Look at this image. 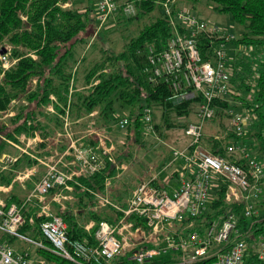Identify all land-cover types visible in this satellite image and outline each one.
Returning <instances> with one entry per match:
<instances>
[{
	"label": "built area",
	"instance_id": "2783aa9c",
	"mask_svg": "<svg viewBox=\"0 0 264 264\" xmlns=\"http://www.w3.org/2000/svg\"><path fill=\"white\" fill-rule=\"evenodd\" d=\"M174 1L159 3L162 14L168 17L172 27L165 45L157 49L147 44L136 49V54L143 59L142 71L150 84L163 83L175 104L189 101L197 105L195 121L188 122L184 129L189 143L182 148L171 147L170 160L161 169L169 174L163 179L156 174L140 181L122 203L111 197V179L105 178L103 191L93 193L94 207L107 208L110 218L97 225L89 221L84 226L87 232L93 230L96 244L70 242L68 224L53 212L51 204L55 202L64 208V200H73L71 194L65 193L72 191L71 182L81 175L98 172L112 147H107L108 138L103 131H93L97 143L86 146H79L66 133L69 143L63 156H70L69 162L63 163L62 168L56 163L46 164L45 172L21 205L7 204L0 198V264L57 263L41 256L34 259L28 249H16L9 239L26 242L78 264H242L250 242L259 259L264 260V226L260 233L255 232L258 219L249 225H240L239 216L229 207L219 217L200 222L222 186L225 202L242 205L240 215L243 218L257 216L256 203L264 196L261 188L264 168L249 153L244 141L249 116L238 111L226 110L229 132L238 139L226 143L223 148L225 153L243 159L244 166L202 146L205 127L217 109L215 102L223 100L229 92L233 70L229 64L233 58L228 55L226 45L235 37L192 12L173 7ZM119 11L127 16L136 12L131 2L96 0L99 27ZM202 34L209 36L207 57H203L198 47ZM235 48L240 51L241 46ZM3 49L2 53L0 49V63L2 69L7 70L16 59L10 56L9 46ZM50 99L47 110L55 113L52 103L55 99L53 96ZM11 110L5 115L13 116ZM62 119L66 129L67 112ZM141 121L143 135L153 134L149 108L142 109ZM129 122L128 118H120L117 126L125 129ZM214 137L221 139L224 135L215 134ZM21 138L24 140V135ZM11 144L17 147L13 142ZM12 161L13 157H4V162ZM172 178L176 180L175 184L170 183ZM54 188L58 191L50 195ZM24 205L36 208L28 219L22 214ZM36 217L42 218L39 229L48 244L20 232L26 220L33 225ZM160 256H166V259L156 261Z\"/></svg>",
	"mask_w": 264,
	"mask_h": 264
},
{
	"label": "trees",
	"instance_id": "16d2710c",
	"mask_svg": "<svg viewBox=\"0 0 264 264\" xmlns=\"http://www.w3.org/2000/svg\"><path fill=\"white\" fill-rule=\"evenodd\" d=\"M161 1H122L131 2L136 12L133 16H127L121 11L116 13L114 27L116 24L128 26L133 22L140 26L143 21L137 31L138 34L131 37L119 53H107L101 59H91V63H87L86 55H77V49L87 46L86 31L97 22L94 13L90 16L93 12L90 7L79 11L72 5L65 6L70 0H0V49L8 45L10 56L16 59L7 70H3L0 63V117L3 111L9 109L15 111L7 122L0 121V158L11 148L7 140L15 141L16 135L20 133L32 136L34 132H38L42 138L41 146H45L46 140L53 139L52 137L62 131V116L66 115V112L72 121L96 112V120L106 123L108 116L114 111L115 100L130 105L139 103V113L129 119L130 122L125 128L127 138L131 139L130 143L141 145L143 142V127L140 119L143 108L156 111L161 124L165 127L185 129L187 123L175 122L172 116H188L194 104L189 101L175 104L171 93L163 83L150 84L142 71L143 59L136 54V49L147 44L157 49L163 47L171 35L172 27L168 17L162 14L159 4ZM183 1L185 4H195L200 0H175L173 7L182 8L183 5L180 6L178 3ZM210 1L215 4L216 11L230 14L234 22L243 28L241 36L231 43L235 47L251 48V52L255 54L253 82L248 83L235 72L233 67L230 84H235L237 80L241 82L238 89L230 94L233 100L239 101L237 103L241 104L243 111L253 120L251 126L257 128L255 133L246 128L244 141L249 149H254L256 155L253 157L258 159L264 157V0ZM96 26L97 30L103 27V25ZM208 45L209 36L200 35L198 47L203 57L208 55L206 52ZM74 63H81L80 69L74 66ZM247 69L249 72L252 71L249 67ZM243 92H246V95H242ZM50 96L55 99L52 102L55 113L46 114L45 109L51 103ZM215 104L217 107L215 115L207 124L219 123L215 122L216 117L225 116V108L232 103L224 98L216 101ZM154 127L158 128L156 124ZM237 139L231 133L222 139L204 134L202 142H205L211 153L244 166L243 159L235 154L225 153L223 148L226 143ZM66 147L67 145L61 144L60 152ZM128 152L126 155L123 153L118 155L117 160L120 162L131 158L132 153ZM36 164L35 159L22 154L9 164L7 170L0 171V184H11L16 178L17 171H25ZM111 164L112 162L105 158L104 166L98 172L74 178L71 182L72 191H65L74 199L64 200V208L53 203V212L62 216L68 224L67 233L70 242L79 241L87 245H95L93 230L87 232L84 226L89 221L97 225L101 220H109L110 211L107 208L95 209L93 193L103 191L105 178H111L116 173ZM57 191L58 188L52 189L50 195ZM110 194L112 198L115 197L112 192ZM223 195L222 186L211 202L209 212L201 217L200 222L217 218L224 210L231 207L239 216L240 225H249L258 219L259 221L255 223L258 226L255 232L262 231L264 197L256 203L259 214L245 219L240 215L242 205L225 202ZM115 200L122 203L120 196ZM10 203L21 205L23 200L11 195L7 199V204ZM35 209L31 205H24L22 214L28 219L30 215H34ZM41 220L42 218L36 217L33 225L26 220L20 232L35 239H42L48 244L40 233ZM15 240L17 239H9L8 242L14 245ZM34 250L37 257L46 256L48 260L50 258L55 260L56 264H78L40 248ZM165 259L166 256H160L156 261ZM242 264H264V260L259 259L257 251L248 249Z\"/></svg>",
	"mask_w": 264,
	"mask_h": 264
},
{
	"label": "rangeland",
	"instance_id": "374dc122",
	"mask_svg": "<svg viewBox=\"0 0 264 264\" xmlns=\"http://www.w3.org/2000/svg\"><path fill=\"white\" fill-rule=\"evenodd\" d=\"M70 1L72 3V7L78 9L79 11H82V8L79 6L80 4L78 2H75L74 0ZM69 4H65V6H69ZM178 4L180 6L183 5L182 8L184 10L196 14L199 18L205 20L206 22L215 24L218 27L224 29L228 33L232 34L235 39L239 38L243 32V28L234 22L230 14L220 13L216 11L214 9L215 4L210 0H200L195 4H185V2L183 1ZM90 16H93V12L90 13ZM106 23L99 30L95 28L96 25L99 27V23L96 22V25H94L93 23L94 27L93 25H91L90 28L86 31V34L84 33L85 38H88V43L87 46L84 45V48L79 47V49H77V55H86L87 63H91V59L99 60L102 56L107 53L117 54L121 50H123L125 44L130 40V38L138 34L137 31L143 24V21L140 23V26L133 22L128 26L116 24L115 27H109L108 25L110 24V22H108L107 24ZM107 26L108 28H104ZM100 32L101 34H99ZM234 46L235 45H233L232 43L226 45L228 55L233 58V60L230 61L229 65L232 67V69L234 67L235 72L239 73L244 79H246L248 83H252V77L254 75L253 67L255 65V54L251 52V48L245 49V47L241 46L240 51H238ZM242 62H245V64ZM73 65L78 67V69H80L81 67V63H74ZM248 67L252 71L249 72L247 69ZM240 82V80H237L236 83L233 85L229 83V92L227 93L225 98L232 103L228 107L229 109L238 111L246 115L245 111H243L241 104L237 103L239 101L233 100L230 94V92H233L238 89V86H240ZM242 95H246V92H243ZM22 103L25 104V102ZM235 104L237 105L235 106ZM113 107L114 111L108 116L106 123L101 120L98 121V119L96 120V112H93L92 114L85 116L79 120L72 121L69 119L68 126L66 129L64 127V119H62L63 129L62 131L57 133L56 136L52 137V146L48 147L47 150L50 152L49 155L46 154V158H43V155L40 159H38V161L36 160L37 164L33 167L35 170L33 174L35 176H31L27 179L28 183L26 185V194L24 197H26V195L33 188L35 182L45 172L47 168L46 164L56 163L58 168H62L63 163H67L71 160V157H62L59 151V147L61 144L68 145L69 143V139L66 136V133H68L79 146H86L88 144L95 145L97 143V140L94 138V134L92 133L93 131H103L105 133V136L108 138L106 145L107 147H112L107 159L112 162L111 165L116 170V173L110 178L111 183L109 185V193L112 192V194L115 196L113 198L114 200L117 196H120L122 198V201H124L129 197L132 189L140 181L147 180L152 175L159 174L161 179L167 177L169 172L161 171V167L166 161L170 160V151L168 145H170V147L178 148L186 146L189 143V137L185 136L184 129L182 127H165L161 124V120H159L158 113L153 110L151 111L152 123H154L153 126L156 124L158 128L156 129L154 127L153 134L144 136V138H142V144L136 145L135 143H130L131 139L127 138L125 134L126 130L120 129L117 126V120H119L120 118H134L140 111L139 103L130 105L127 103H123L119 100H115ZM196 107L197 105L194 104L192 107V112H190L188 116L177 117L173 115L172 119L175 120V122H179L180 124L193 122L195 121L194 111ZM228 108H226L224 111L225 116L218 115L216 117L215 122L219 123H211L206 125L205 136H214L215 134H220L222 136L224 135L225 137L228 133H230L228 125L229 117L228 113L226 112ZM7 119L8 117H3L0 119V121L7 122ZM252 121L253 120L249 117L246 124V128L252 133H255L257 131V128L251 126ZM255 142H257V140H255ZM15 144L18 145L17 143ZM10 146L11 148L4 154H6L5 156H8L9 154V157L13 156L14 158L18 155L19 149H17L12 144ZM202 146L208 150L205 142H202ZM38 150L41 151L36 147L34 151L31 152V154L36 157L35 152H37ZM128 151H131L132 153L131 158L119 162V160H117V156L122 155V153L126 155L129 153ZM249 153H251L252 156L256 155V153H254V149L252 148H250ZM2 158L3 154L1 156L0 163L1 161H3ZM258 160L261 163L260 165L262 166V168H264V157H258ZM159 171L161 172L159 173ZM169 180L171 184H175L176 182V180L173 178ZM261 188L262 191H264V182L261 183ZM18 242L20 243V241ZM19 246L14 247L18 250L21 248L28 249L32 253L33 258L37 259V253L34 250L35 247L26 242L24 244H20ZM253 248V243L250 242L248 244V249L253 250ZM43 258L48 260V257L46 256ZM49 261H51V258L49 259Z\"/></svg>",
	"mask_w": 264,
	"mask_h": 264
},
{
	"label": "crops",
	"instance_id": "0c3cea01",
	"mask_svg": "<svg viewBox=\"0 0 264 264\" xmlns=\"http://www.w3.org/2000/svg\"><path fill=\"white\" fill-rule=\"evenodd\" d=\"M75 2H78L80 5V7L82 8L81 10H84L86 9L87 7H90L92 10H93V13L94 15H96V0H74ZM93 1V2H92ZM122 1H125V0H119V2H122ZM93 5H92V3ZM71 1H70V4L71 5ZM115 17L116 15L114 16H111L109 17V19L107 20V23L110 22V24L108 25L109 27L111 26H114V20H115ZM114 21V22H113ZM113 22V23H111ZM106 23V24H107ZM107 26V28H108ZM235 47V46H234ZM48 106V105H47ZM8 111V110H7ZM13 113L14 111L11 110ZM5 112L6 111H3L2 112V116L0 117L3 118V117H11V116H8L7 114L5 115ZM46 114H53V113H50L48 112L47 110V107H46ZM24 135V140L21 138V136ZM16 140L15 141H12V140H7L8 144L11 145V142H13L14 144L17 143L18 145H16L17 149H19V152H18V155L14 157V161H16L17 158H19L22 154H27L29 155L31 158L35 159L38 161V159L41 158V156H43V158L45 157L46 154L49 155V151L48 150V147L52 146V142L51 140H46V144L45 146H41V142H42V138L40 136V134L38 132H34L32 136H27L25 135L24 133H20L19 135H16ZM231 142V141H230ZM14 146V145H13ZM23 146V147H22ZM169 146V151H170V145ZM38 148L40 149L41 151H37L35 152L36 154V157H34L31 152L34 151L35 148ZM60 149V148H59ZM30 150V151H28ZM36 151V150H35ZM60 151V150H59ZM57 152V151H56ZM65 152V150L63 152H60V155L63 157V153ZM6 154H3V161H1L0 163V171H3V170H7L8 167H9V164L14 162H4V157H5ZM8 156H10L8 154ZM13 157V156H11ZM39 157V158H38ZM64 157H67V155H65ZM70 157V156H68ZM46 158V157H45ZM1 159V158H0ZM34 167V166H33ZM31 167L30 169H27L25 171H17L16 172V178L13 180V182L9 185H5V184H0V198L4 200L5 203H7V199L11 196V195H14L16 196L17 198H20L21 200L24 199V196L26 194V185H27V179L30 178L31 176H35L33 173L35 172L34 168ZM39 168V167H38ZM31 172V173H30ZM30 174V175H29ZM156 175V174H155ZM159 175V174H158ZM153 176V175H152ZM150 176L149 179L152 177ZM160 177V176H159ZM148 180V179H147ZM144 181V180H143ZM35 182V181H34ZM264 197V196H262ZM53 203L55 202H52L51 204V207L53 205ZM59 205V204H58ZM64 205V204H63ZM20 240H15L14 242V245L13 246H16L18 247L20 244H24L25 242L23 241H20V243L18 242ZM21 247V246H19ZM22 249V248H21Z\"/></svg>",
	"mask_w": 264,
	"mask_h": 264
},
{
	"label": "water",
	"instance_id": "95a60500",
	"mask_svg": "<svg viewBox=\"0 0 264 264\" xmlns=\"http://www.w3.org/2000/svg\"><path fill=\"white\" fill-rule=\"evenodd\" d=\"M4 52V49L1 50V53Z\"/></svg>",
	"mask_w": 264,
	"mask_h": 264
}]
</instances>
